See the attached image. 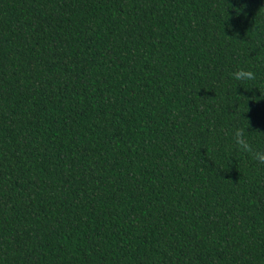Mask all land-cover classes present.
<instances>
[{
    "label": "trees",
    "instance_id": "obj_1",
    "mask_svg": "<svg viewBox=\"0 0 264 264\" xmlns=\"http://www.w3.org/2000/svg\"><path fill=\"white\" fill-rule=\"evenodd\" d=\"M249 66L264 0H0V264H264Z\"/></svg>",
    "mask_w": 264,
    "mask_h": 264
},
{
    "label": "clouds",
    "instance_id": "obj_2",
    "mask_svg": "<svg viewBox=\"0 0 264 264\" xmlns=\"http://www.w3.org/2000/svg\"><path fill=\"white\" fill-rule=\"evenodd\" d=\"M231 78L235 82H239V86L248 84L252 88L259 89L262 95H264V85L259 82L258 73L252 69L251 66L248 68H238L231 73ZM245 125H237L232 129L231 140L233 151L235 153L248 154L258 164H264V147L253 146V137ZM235 156H233L234 158ZM236 158V157H235Z\"/></svg>",
    "mask_w": 264,
    "mask_h": 264
}]
</instances>
